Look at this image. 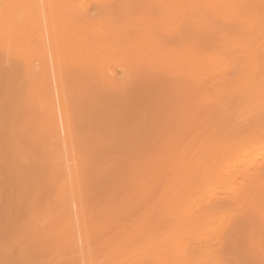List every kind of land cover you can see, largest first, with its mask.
<instances>
[{
	"label": "rangeland",
	"instance_id": "1",
	"mask_svg": "<svg viewBox=\"0 0 264 264\" xmlns=\"http://www.w3.org/2000/svg\"><path fill=\"white\" fill-rule=\"evenodd\" d=\"M7 1H4L5 4ZM259 1L237 0L234 3L235 10L242 18L256 22V26L251 28V24L244 23L241 26V23L237 21L220 17V13L211 9L207 0L196 3L195 8L190 12L181 10V7L185 5L181 6L170 0L163 5L159 0H153V2L152 0H125V2L124 0H71L73 5L65 10V14L74 20L76 29H82L77 31V37H83L86 40L84 47L87 50L84 49L88 54L86 53L84 59L63 57L59 66L63 76L72 81L71 85L64 79L65 85L70 83L65 88L72 99V107L76 108L74 112L76 115L72 114V134L78 170L84 183L82 192L91 239L89 249L92 250L91 258L96 264H192L193 262V264H264V204L257 205L254 211H250L251 199L248 198L246 202L247 199L241 190L234 191L235 194L231 192L233 191L231 187L236 186L240 179L247 186L253 188L254 185L252 197L264 192V153L260 154L264 150V100L247 105L244 98L241 100L243 92L240 89L237 92L230 91L228 88L226 91L224 89L225 92L215 90L217 83H225L240 73L244 61L246 63L243 56H249L251 53L253 60L254 53L256 55L259 52V56L256 55L258 61L259 58L264 60V19L261 17L264 13V0ZM13 2L17 7L23 6L25 13L28 12L24 5L25 0H19V2L12 0L11 3ZM260 3L263 6H258ZM0 4L2 7L5 5ZM259 7L263 10L260 11ZM259 12L261 21L255 17ZM252 14L255 16L253 17ZM182 20L190 21L188 23L191 25L184 22L188 26L185 24L183 26ZM180 29H184V35L181 34ZM183 36H185L184 39ZM120 42L159 45L162 54L187 58L189 61L221 63L224 62L223 59H229L225 62L229 65L230 73L228 72L224 77L218 76L220 79L216 78L212 82L200 81L204 82L200 86L198 79L186 77V73L182 74L180 70L161 68L158 71L155 68L154 71L146 67L144 69V66L140 65L142 67L140 71L137 69L140 68V66L137 67L139 64L124 62L113 57L123 51V46L118 48ZM225 50H228L230 57L229 55L226 57ZM262 59L258 62L255 58L253 62L260 64ZM40 60H44V55L36 44L29 46L13 40L5 42L0 38V264H17L20 260L31 261L32 264H76L73 259L75 252L71 248L72 236L67 222L69 213L61 211L63 207L61 194L63 187L59 179L61 176L51 162L54 150L50 137L52 123L47 124V122L51 121L52 112L49 105L50 95L46 92L49 86L44 79L45 75L38 70L45 68H37ZM108 62L111 63L108 64ZM259 66L257 72H259L258 69L263 71V62L262 67L259 68ZM123 69H129L130 75L127 76ZM78 70H81L80 73L85 70L86 72L83 73L85 75L82 74V76L79 73L78 76ZM69 75L71 78H68ZM90 75L94 77L91 78ZM180 77L184 79V83L180 82ZM96 78L100 81L98 82ZM190 78L192 81L187 82ZM78 79L79 82L81 80L79 84ZM177 82L179 85L176 84ZM37 85L40 89L36 88ZM112 85H116L117 88L111 87ZM187 85L189 87L183 88ZM176 86H182V88H176ZM194 87L196 89H193ZM73 88H76V91ZM173 89L178 90L176 92ZM188 91L192 96L188 94ZM229 91L231 95L239 92L236 95L240 97L236 98V95L231 97L229 94L230 98H228L229 96L226 95ZM222 92H224V98H222ZM85 93L88 96L86 98ZM120 93L125 94L120 96ZM117 94L119 95L116 96ZM215 96L216 99L213 98ZM89 97L95 101H88V99L92 100ZM220 98L226 100L225 103ZM235 102H240V105ZM27 103H30L31 107ZM42 103H46V107H42ZM235 105L241 107L236 108ZM250 106L251 108L258 106L260 109L257 107L256 110H250ZM85 108L87 110H84ZM233 108L236 110L232 111ZM173 110L178 111L175 114ZM77 112L83 113L85 117ZM228 113L232 115L227 117ZM246 114L253 115L247 117ZM167 116L170 117L168 120ZM251 120L254 122L250 123ZM235 121L241 123L237 125ZM224 122H226L225 125ZM232 122L235 125V132ZM244 126L247 127L242 128ZM212 135H216L217 138ZM231 136L238 137L234 139L235 141L232 138V142L240 143L243 146L242 149L245 148V151L251 153L250 158L247 157L248 161L247 158L243 160H246L249 166L245 162L246 166L238 163L234 168L237 172L231 171L232 175L227 181H231L230 183L235 181L233 186L207 163H202L200 166L196 164L198 160L206 158L205 156L211 151L207 146L211 145L214 137L217 144L220 141L227 143V138L230 139ZM228 141L230 143L226 145L231 144V141ZM225 142L222 144L224 145ZM215 146L211 145L213 149L216 148ZM143 158L141 163L144 161V164H140ZM161 158H163V164L169 158L168 164L167 162L164 165L160 164ZM148 159H153V162ZM145 160L150 161H147V164L152 163L151 166L158 169L156 171L159 172L158 175L153 172L155 169L152 167L153 170H151V166L148 168L147 164L148 172L144 167L142 168L145 166ZM175 160L178 165H181L177 166ZM186 161L196 164L192 165V168L196 169H190L191 166L186 168L184 165L191 164ZM254 164L256 166L258 164L257 167L261 166V168L257 169L255 166V169ZM187 169L190 174L186 173ZM54 173L58 176H53ZM185 179L187 181L191 179V181L185 183ZM181 180H184L183 184ZM171 184L176 189L168 188ZM228 184L231 186L228 187ZM165 191H169L168 195ZM163 195L167 197L163 198ZM161 197L163 200L160 199ZM158 201H162L161 206ZM157 208L160 209L156 210ZM155 210L157 214H153ZM185 210L190 213L193 211V219L199 220L204 216H210V219L202 222L193 221L194 227L196 225L199 228H195L199 231L198 233L203 231L201 238L190 229L186 219L182 220L186 218ZM180 211L183 213L181 214ZM230 221L233 222L230 223ZM218 223H220L219 226ZM142 224L145 226L139 228ZM213 226L216 228L213 229ZM213 230L215 231L212 234L215 232L216 234L210 235L209 231ZM205 231L209 232L210 236L204 233ZM127 235L130 236L128 239H126ZM205 235L208 236L205 237ZM202 238H205V241ZM176 243L177 245H174ZM204 247L210 252L208 253ZM108 253L114 254L108 256Z\"/></svg>",
	"mask_w": 264,
	"mask_h": 264
},
{
	"label": "bare ground",
	"instance_id": "2",
	"mask_svg": "<svg viewBox=\"0 0 264 264\" xmlns=\"http://www.w3.org/2000/svg\"><path fill=\"white\" fill-rule=\"evenodd\" d=\"M4 1H7V0H4ZM3 0H0V3H2L3 5L5 4V2H4ZM11 1L12 0H8L7 1V3L5 4V5H11V7H2L1 6V4H0V38H2V40L3 41H10V40H13V41H15V42H21V43H24V44H28L29 46H31L33 43L34 44H36V46H37V48H39L40 50H41V53L44 55V60H40V62L38 63V64H40L39 66L37 65V68H42V67H44L45 69H38V70H40L41 71V74H44L45 75V81L48 83L47 84V86H49V87H47V90H46V92H48V94L50 95V100H49V102H50V109H51V112H52V114H51V116H50V122H47V124L49 123H52V124H50L51 125V133H50V137L52 138V143H53V146H54V150H53V155H52V160H51V162H52V165H53V168L57 171V172H59V174H60V176H61V178L59 177V179H61L60 181H61V185H62V190H61V194H62V200H63V203H62V205H63V207L61 208V211L62 212H64V211H67L69 214H67L68 215V218H67V222H68V225H69V232H70V235L72 236V241H71V248L74 250V255H73V259L76 261V264H96L95 263V261L91 258V252H92V250L91 249H89V245H90V241H91V239H90V237H89V232L90 231H88V224H87V217H86V213H85V208H84V196H83V192H82V187H83V181L81 180V176H80V173H79V170H78V165H77V157H76V154H75V144H74V140H73V134H72V114L74 113V112H76V108L74 109L73 107H72V105H71V101H72V99H70V95H68L67 94V92H66V85L67 86H69L68 84H70L71 83V85H72V81L70 82V80L69 79H66V77H64L63 76V72H62V70L60 69V61H61V59L63 58V57H65V58H69V57H73V59H84L85 57H86V55L88 54V52H86L85 51V49L84 48H86V47H84V44H85V42H86V40L82 37V38H78L77 37V31H81L82 29L81 28H79V29H76V23L74 22V20L71 18V17H69V16H67L66 14H65V10L67 9V8H69V7H71L70 5H73V2H71V0H25V2H24V5H26V8L28 9V12H24L23 11V6L22 7H17V5L16 4H14V2L13 3H11ZM16 2H19V0L17 1V0H15ZM160 2H161V4L163 5L164 4V2H166L167 0H159ZM170 1H173V2H175V3H177V4H179V5H185V6H182L181 7V10L182 11H188V12H190V11H193V9L195 8V5H196V3H198V2H201V1H205V0H170ZM208 2H209V6H211V9H213V10H215V11H218V13H220V17H223V18H228V19H231V20H233V21H237V22H239V23H241V26H242V24H244V23H248V24H251L252 25V27L251 28H253V27H255L256 26V22H253V20H252V22H250V21H248V20H245L244 18H242L238 13H237V11L235 10V8H234V3L235 2H237V0H207ZM253 1V0H252ZM259 1V0H258ZM22 2V1H21ZM124 2H125V0H124ZM152 2H153V0H152ZM260 2V1H259ZM23 3V2H22ZM253 3V2H252ZM81 4H83V3H81ZM84 4H86L85 2H84ZM83 4V5H84ZM134 5V4H133ZM258 5V4H257ZM20 6V5H19ZM87 6V5H86ZM138 6V5H137ZM258 6H263V4L262 3H260ZM257 6V7H258ZM81 7H84V6H82L81 5ZM114 7V6H113ZM119 7H120V5H119ZM133 7V6H132ZM86 8V7H85ZM84 8V9H85ZM122 8V7H121ZM254 8H256V6L254 7ZM263 8V7H262ZM115 9V8H114ZM258 9V8H257ZM259 9H260V7H259ZM261 10H263V9H260V11ZM131 11V10H130ZM200 11V10H199ZM253 11H254V9H253ZM255 11H257L258 12V10H256L255 9ZM131 13V12H130ZM210 13V12H209ZM251 13H253V12H251ZM128 14H129V12H128ZM195 14V13H194ZM254 14H255V12H254ZM254 14H252V16L254 17L255 15ZM259 14H260V12L259 13H257L256 14V16L255 17H258L259 19L258 20H260L261 19V17H263V19H264V13L262 14L263 16H259ZM209 15V14H208ZM208 15H207V17H208ZM74 16V15H73ZM79 16V15H78ZM115 16V15H114ZM153 16V15H152ZM75 17V16H74ZM76 17H77V15H76ZM147 17V16H146ZM206 17V18H207ZM149 18V17H148ZM78 19H79V17H78ZM220 19V18H219ZM147 20V19H146ZM145 20V21H146ZM257 20V21H258ZM183 21V20H182ZM204 21V20H203ZM261 21V20H260ZM124 22V21H123ZM141 22V21H140ZM184 22H186V20L185 21H183V26H185L186 24L184 23ZM188 22H190V21H187L186 23H188ZM114 23V22H113ZM118 23H119V21H118ZM121 23V22H120ZM209 23V22H208ZM114 24H116V23H114ZM129 24H131V23H129ZM132 24H134V23H132ZM145 24V23H144ZM181 24H182V22H181ZM185 24V25H184ZM191 25V23H188V25ZM210 24V23H209ZM139 25V24H138ZM137 25V26H138ZM188 25H186V26H188ZM207 25V24H206ZM213 25V24H212ZM193 26H195V25H193ZM98 27V26H97ZM101 27V26H100ZM99 27V28H100ZM103 27V26H102ZM98 28V29H99ZM188 28V27H187ZM201 28V27H200ZM104 29V28H103ZM102 29V30H103ZM185 29V28H184ZM184 29L182 30V29H180V32H181V34L182 35H184ZM100 30V29H99ZM207 30V29H206ZM252 30V29H251ZM104 31V30H103ZM135 31V30H134ZM186 31V30H185ZM204 31H205V28H204ZM127 32H129V31H127ZM133 32V31H132ZM201 33V32H200ZM233 34V33H232ZM181 35V36H182ZM231 35V34H230ZM234 35H236V34H234ZM234 35H232L233 37H234ZM215 36V35H214ZM219 36V35H218ZM184 37L185 36H183V39H184ZM235 37H238V36H235ZM137 38V37H136ZM239 38V37H238ZM217 39H219V38H217ZM240 39V38H239ZM142 40V39H141ZM182 40V39H181ZM205 40V39H204ZM235 40V39H234ZM238 40V39H237ZM237 40H235V41H237ZM27 41V42H26ZM184 41V40H183ZM231 41V40H230ZM26 42V43H25ZM92 42V41H91ZM179 42H181V41H179ZM248 42V41H247ZM121 46H123L122 47V49H123V51L119 54H117V55H114L113 57L114 58H118L119 60H121V61H130V62H134V63H137V64H139V65H137V67L138 66H140V65H143L144 66V69H145V67H146V69L147 68H149V70L150 69H155V68H157L158 69V71H160V69L161 68H164V69H172V70H180L181 72H182V74L185 72L186 73V77L187 76H189V77H192V78H195V79H198V82H199V84L201 83L200 81H207V82H212V81H214V80H216V78H218V76H221V77H224V76H226L227 74H228V72H229V65H228V63H226L225 61H227V60H229V59H223L224 60V62H221V63H217V62H208V61H203V62H201V61H189V60H187V58H181V57H178V56H174V55H165V54H162L161 52H160V46L159 45H155V44H151V43H149V44H124L123 42H120V45H118V48H121ZM228 47V46H227ZM236 48V47H235ZM244 48V47H243ZM193 49V48H192ZM240 49V48H239ZM86 50H87V48H86ZM257 50V49H256ZM193 51V50H192ZM192 51H190V52H192ZM227 53H226V57H227V55H229L228 57H230V53L228 54V50H225ZM237 51H239V50H237ZM241 51V50H240ZM239 51V52H240ZM243 51H245V50H243ZM242 51V52H243ZM241 52V53H242ZM252 52V51H251ZM87 53V54H86ZM194 53V52H193ZM257 53V52H256ZM188 54V53H187ZM195 54V53H194ZM258 54V56H259V52L257 53ZM256 54V55H257ZM256 55H255V53H254V59L256 58V60L258 61V56L256 57ZM109 56V55H108ZM238 56V55H237ZM194 57H195V55H194ZM225 57V58H226ZM234 57H235V54H234ZM238 57H241V56H238ZM237 57V58H238ZM243 58L246 60V63H245V61H244V65H242L243 67L241 68V71H239L240 73H237V75L235 76V77H233V78H231L230 80H228V81H226L225 83L223 82V83H217L216 85H215V83H214V85L216 86L215 87V90H218V92L220 91H224V89H225V91H226V89L228 88V90L230 89V91L232 90L233 92H237V91H239V89H240V91L242 90V92H240V94H241V100H243V98H244V100L246 101V103H247V105H250V104H255V103H258V102H261L262 100H264V67H262L261 66V63L263 62V66H264V60L262 59V58H259V61L258 62H260V60L262 59L263 61L260 63V64H255V61L253 62V60H252V56H251V53H250V55L249 56H243ZM87 59H88V57H87ZM203 60V59H202ZM236 60V59H235ZM80 61V60H79ZM85 61V60H84ZM107 61V60H106ZM105 61V62H106ZM238 61H241V60H238ZM242 61V62H243ZM62 62V61H61ZM78 62V61H77ZM228 62V61H227ZM234 62V61H233ZM80 63V62H79ZM111 62H108V64H110ZM104 64H106V63H104ZM86 65H88V64H86ZM258 65H260L259 66V68L260 67H262L263 69V71H260V69H258L259 70V72H261V73H259V72H257V68H258ZM93 66V65H92ZM81 68H82V66H80ZM231 67H236V66H231ZM85 69V68H84ZM137 69H142V67L140 66V68H137ZM156 69V70H157ZM237 69H239V68H237ZM236 69V70H237ZM87 70H89L88 68H87ZM122 70V69H121ZM121 70H119V71H121ZM124 70V73L128 76V75H130V74H128V72H129V69H123ZM232 70V69H231ZM235 70V69H234ZM81 71V70H80ZM80 71L78 70V73H77V75L79 76V73H80ZM83 72L82 73H80L81 75L84 73V71L85 70H82ZM90 71V70H89ZM136 71V70H135ZM138 71V70H137ZM136 71V72H137ZM141 71V70H140ZM152 71V70H151ZM155 71V70H154ZM70 72V71H69ZM68 72V73H69ZM86 72V71H85ZM88 72V71H87ZM122 72V71H121ZM232 72H233V70H232ZM72 73V72H71ZM73 73H75V71L73 72ZM91 73H93L92 71H91ZM110 73V72H109ZM139 73V72H138ZM137 73V74H138ZM142 74H143V72H141ZM230 73V72H229ZM258 73V74H257ZM70 74V73H69ZM88 74V73H87ZM95 74V73H94ZM122 74H123V72H122ZM140 74V73H139ZM139 74H138V79L140 78L139 77ZM181 74V75H182ZM72 75V77H73V74H71ZM76 75V76H77ZM83 75H85V74H83ZM82 75V76H83ZM96 76H97V74H95ZM124 75V74H123ZM122 75V76H123ZM66 76V75H65ZM70 76V75H69ZM75 75H74V77H76ZM78 76H77V78H78ZM81 76V77H82ZM88 76V75H87ZM114 76V75H113ZM112 76V77H113ZM141 76V75H140ZM86 77V76H85ZM90 77L91 78H93L91 75H90ZM99 77H100V75L97 77L98 79H99ZM117 77V76H116ZM179 77V76H178ZM182 77V76H181ZM179 78L180 79V82H183L184 81V79L182 80V78ZM232 77V76H231ZM38 78V77H37ZM37 78L35 79V80H37ZM68 78H71V76L70 77H68ZM77 78H76V80H77ZM80 78V77H79ZM91 78H89V80L91 79ZM96 78V80L99 82L100 80H98ZM122 78V77H121ZM124 78V77H123ZM134 78V77H133ZM136 79H137V77H135ZM64 79H65V81L67 82V81H69L70 83H67L66 85H65V82H64ZM84 79V78H83ZM177 79V78H176ZM176 79H173V80H176ZM218 79H220V77L218 78ZM173 80H171L173 83H174V81ZM182 80V81H181ZM191 80V78L190 79H188V81L187 82H189ZM84 81V80H83ZM82 81V82H83ZM177 81V80H176ZM192 81V80H191ZM194 81V80H193ZM196 81V80H195ZM45 82V83H46ZM78 84L81 82V80H80V82H79V79H78ZM170 82V81H169ZM206 82V83H207ZM88 83H89V81H88ZM95 83V82H94ZM97 83V82H96ZM184 83V82H183ZM204 83V82H203ZM203 83H201V85L200 86H202L203 85ZM205 83V84H206ZM116 84V83H115ZM170 84H172V83H170ZM170 84H168V85H170ZM177 85H179L178 84V82L176 83ZM187 84H189V83H187ZM196 86L198 85V84H196V83H194ZM213 84V83H212ZM46 85V84H45ZM45 85H44V87H45ZM85 85H86V83H85ZM94 84L92 83V86H93ZM173 85V84H172ZM175 85V84H174ZM180 85H182V83L180 84ZM38 86V85H37ZM42 86V85H41ZM83 86V85H82ZM90 86V85H89ZM130 86V85H129ZM199 86V85H198ZM210 86V85H209ZM212 86V85H211ZM74 87H75V84H74ZM79 87V86H78ZM111 87H114V88H117V86L116 85H112ZM174 87V86H173ZM179 86H176V88H178ZM181 88H182V86H180ZM179 87V88H180ZM185 87H189V85H187V86H183V88H185ZM191 87V86H190ZM36 88H39V86L38 87H36ZM71 88H72V86H71ZM80 88V87H79ZM89 89H91L90 87H88ZM176 88H174V89H176ZM40 89V88H39ZM69 89H70V87H69ZM74 89V88H73ZM72 89V90H73ZM76 89V88H75ZM74 89V90H75ZM121 89V88H120ZM127 89V88H126ZM172 89V88H171ZM173 89V91H176L177 92V90H174ZM193 89H196L195 87L193 88ZM220 89V90H219ZM73 90V92H75ZM180 90V89H179ZM38 91V90H37ZM83 91H85V90H83ZM121 91V90H120ZM124 91V90H123ZM224 91V92H225ZM228 92V94L226 95L227 97L229 96V94L231 93V92ZM70 92V91H69ZM125 92H126V90H125ZM175 92V93H176ZM182 92V91H181ZM184 92V91H183ZM216 92V91H215ZM224 92H222V95H223V93ZM88 93H90V92H88ZM174 93V94H175ZM191 93V92H190ZM189 93V91H188V94H190ZM121 95L120 96H123L122 95V93H120ZM237 94V93H236ZM235 93H232V95H236ZM238 94H239V92H238ZM237 94V95H238ZM74 95H75V93H74ZM94 95V94H93ZM114 95H115V93H114ZM119 94H117L116 96H118ZM187 95V94H186ZM191 95V94H190ZM220 95V94H219ZM231 95V94H230ZM232 95H231V97H232ZM237 95L235 96L236 98H238V97H240V95L237 97ZM31 96V95H30ZM73 96V95H72ZM90 96V95H89ZM174 96V95H173ZM192 96V95H191ZM221 96V95H220ZM224 96L225 95H223V97L222 98H224ZM38 97V96H37ZM43 97V96H42ZM84 97V96H83ZM86 97H88V96H86V93H85V98ZM93 97H96V96H93ZM38 98H41L40 96L38 97ZM37 98V99H38ZM45 98V97H44ZM81 98H82V95H81ZM90 98V97H89ZM168 98V97H167ZM213 98H215L216 99V96L215 97H213ZM222 98H220V100H222ZM228 98H230V96L228 97ZM28 99V98H27ZM31 100H32V98H30ZM45 99H47V98H45ZM83 99V98H82ZM90 99H92V98H90ZM143 99V98H142ZM226 99V98H225ZM234 100H235V98H234ZM237 100H239V99H237ZM30 101V100H29ZM74 101L75 102H77L75 99H74ZM86 101V100H85ZM88 101H95V99H92V100H89L88 99ZM208 101H210V100H208ZM219 101V100H218ZM222 101H224V99L222 100ZM226 101V100H225ZM225 101H224V103H225ZM233 101V100H232ZM236 101V100H235ZM240 101V100H239ZM92 102V103H93ZM227 102L229 103V100L227 99ZM226 102V103H227ZM237 102V101H236ZM235 102V103H236ZM243 101H241V103H242ZM172 103H173V101H172ZM217 103V102H216ZM234 103V104H235ZM240 102H238V103H236V104H239ZM244 103V102H243ZM28 104H30V103H27V105ZM31 104H32V102H31ZM31 104L30 105H28V106H30L31 107ZM75 104H77V103H75ZM205 104V103H204ZM3 105H5V104H3ZM2 105V106H3ZM206 105V104H205ZM221 105H222V103H221ZM230 105V104H229ZM240 105V104H239ZM258 105V104H257ZM42 107H46V103H42V105H41ZM87 106V105H86ZM103 106V105H102ZM153 106V105H152ZM173 106V105H172ZM199 106V105H198ZM197 106V107H198ZM209 106V105H208ZM236 106V105H235ZM234 106V107H235ZM238 106V105H237ZM236 106V108H239V107H241V106H239V107H237ZM77 107H78V104H77ZM207 107V106H206ZM222 107V106H221ZM224 107V106H223ZM222 107V108H223ZM254 107V106H253ZM251 108V106H250V110H256L257 109V107L255 106V108ZM36 108V107H35ZM34 108V109H35ZM142 108V107H141ZM172 108V107H171ZM227 108V107H226ZM243 108H244V106H243ZM202 109V108H201ZM258 109H260L259 107H258ZM261 109H262V106H261ZM264 109V108H263ZM263 109H262V111H263ZM28 110H29V108H28ZM37 110V109H36ZM47 110H49V109H47ZM75 110V111H74ZM78 110V109H77ZM84 110H87V108H85ZM84 110H82V112H85ZM167 110V109H166ZM235 111L236 109H232V111ZM240 110H242V109H240ZM31 111V110H30ZM168 111H169V108H168ZM168 111H167V113H168ZM178 111V110H177ZM176 111V112H177ZM231 111V110H230ZM230 111H229V113H230ZM239 111V110H238ZM243 111V110H242ZM245 111V110H244ZM262 111H261V113H262ZM19 112V111H18ZM40 112V111H39ZM38 112V113H39ZM172 112H174V110L172 111ZM176 112H174L175 114H176ZM187 112V111H186ZM77 113H79V112H77ZM173 113V114H174ZM228 113V116L227 117H229V115H232V114H229ZM233 114H234V112H232ZM255 113H257V112H255ZM75 114V113H74ZM82 117H85L84 115H83V113L81 114V113H79ZM175 114H174V117H175ZM182 114V113H181ZM194 114V113H193ZM76 115V114H75ZM75 115H74V117H75ZM240 115V114H239ZM238 115V116H239ZM252 115L253 114H251V116L250 117H252ZM263 115V114H262ZM46 116H48V114L46 115ZM45 116V117H46ZM154 116V115H153ZM168 116H169V114H168ZM167 116V120H168V118H170V117H168ZM246 116H247V114H246ZM249 116H247V117H249ZM259 116V115H258ZM258 116L256 117V118H258ZM44 117V118H45ZM171 117L172 118H174L173 117V115H171ZM259 117H261V115L259 116ZM47 118V117H46ZM45 118V120H47V119H49V117L46 119ZM180 118V117H179ZM205 118V117H204ZM244 118V117H243ZM181 119V118H180ZM251 119V118H250ZM191 119H189V121H190ZM198 120V119H197ZM243 120V119H242ZM246 120V119H245ZM244 120V121H245ZM255 120V119H254ZM47 121H49V120H47ZM196 121V120H195ZM236 121H238V120H236ZM235 121V122H236ZM257 121V120H256ZM172 122H173V120H172ZM197 122V121H196ZM252 122V120L250 121V123ZM254 122V121H253ZM252 122V123H253ZM46 123V122H45ZM225 123L226 122H224V125H225ZM236 123H238L237 125H239L240 123L239 122H236ZM235 123V124H236ZM248 123V122H247ZM46 124V125H47ZM195 124V123H194ZM209 124V123H208ZM232 124H233V122H232ZM242 124H243V121H242ZM45 125V124H44ZM45 125V126H46ZM244 125H246V124H244ZM252 125V124H251ZM250 125V126H251ZM242 126V125H241ZM228 127H229V125H228ZM228 127H227V129H228ZM234 127H235V125L233 124V129H234ZM245 127H247V126H244V127H242V128H245ZM46 128H49V127H46ZM198 128V127H197ZM217 128V127H216ZM222 128V127H221ZM224 128V127H223ZM222 128V129H223ZM232 128V127H231ZM239 128V127H238ZM237 128V129H238ZM232 129V130H233ZM46 130V129H45ZM139 130V129H138ZM199 130V129H198ZM239 130H241V128H239ZM220 131H222V130H220ZM234 132H235V129L233 130ZM45 132V131H44ZM43 132V133H44ZM48 132V131H47ZM226 132V131H225ZM225 132H224V134H225ZM230 133H232V132H230ZM171 134V133H170ZM191 134V133H190ZM189 134V135H190ZM198 134V133H197ZM197 134H195V135H197ZM218 134H219V132H218ZM47 135V134H46ZM172 135V134H171ZM193 135V134H192ZM217 135V134H216ZM216 135H212V136H216ZM222 135H223V133H222ZM170 136V135H169ZM208 137H210V136H208ZM221 137H223V136H221ZM188 138H189V136H188ZM216 138H217V136H216ZM233 138V140L235 139H237L238 137H232L231 136V138L229 139V137L227 138V143L229 144L230 142L228 141V140H230L231 141V144L230 145H226L227 143L225 142V141H223V142H219L218 140H217V142H219V143H217V144H219V145H217V144H215L216 143V139H215V137H214V139H213V142H214V144H213V142L211 143V145H212V147L213 146H215V145H217V146H215L214 148L215 149H213L212 147H211V145H210V143H209V145L210 146H207V145H205V146H207V147H210V149H211V151H209V155L207 154V156H205L206 158H204V159H200V160H198L197 161V163L196 164H199L198 166H200V164H202V163H207L208 164V166L210 165V167H212V169L214 168V169H216L217 170V174L219 173V174H221L222 176H224V178L226 179V181H227V179H228V177H231V171L232 170H234V168H236V164H238V163H242V165H245L244 164V162L246 161H243L244 159H246L247 157L248 158H250L249 157V155L251 154V153H249L250 151H245V148L244 149H242L241 147H243L240 143H235L234 141V143L232 142V139ZM46 139V138H45ZM151 139V138H150ZM222 139V138H221ZM10 140V139H9ZM209 140V139H208ZM224 140H226L225 138H224ZM44 141V140H43ZM238 141V140H237ZM207 142V141H206ZM225 142V144L223 145L222 143H224ZM21 144V143H20ZM184 144V143H183ZM181 146V145H180ZM203 147V146H202ZM259 147V146H258ZM204 148H206V147H204ZM261 148V147H260ZM202 149V148H201ZM213 149V150H212ZM203 150V149H202ZM254 150V149H253ZM257 150H259V149H257ZM158 151V150H157ZM156 151V152H157ZM171 151H174V150H171ZM170 151V152H171ZM177 151V150H176ZM245 151V152H244ZM252 151V150H251ZM137 152V151H136ZM169 152V153H170ZM185 152V151H184ZM191 152V151H190ZM199 152V151H198ZM258 152H260V151H258ZM173 153V152H172ZM172 153H171V155H172ZM186 153V152H185ZM200 153H202V152H200ZM199 153V154H200ZM204 153H206V152H204ZM203 153V154H204ZM261 153H264V150H262L261 152H260V154ZM51 154V153H50ZM198 154V153H197ZM121 155V154H120ZM175 155V154H174ZM201 155V154H200ZM187 156V155H186ZM189 156H190V154H189ZM195 156V155H194ZM263 156V155H262ZM146 158H147V156H145ZM144 157V158H145ZM149 157V156H148ZM172 157V156H171ZM196 157V156H195ZM144 158L143 159H141L140 160V164H142L141 163V161L142 160H144ZM150 158H152V157H150ZM156 158V157H155ZM154 158V159H155ZM166 158H167V156H166ZM170 158V157H169ZM168 158V159H169ZM190 158V157H189ZM248 158H247V161H248ZM262 158V157H261ZM139 159V158H138ZM156 159H158V158H156ZM163 158H161V162H160V164L162 163V160ZM168 159H166L165 161L167 162L168 161ZM176 159V158H175ZM177 159H179V158H177ZM192 159H193V157H192ZM148 160H151V159H148ZM147 160V161H148ZM153 160V159H152ZM151 160V162H153ZM180 160V159H179ZM252 160V159H251ZM146 161V160H145ZM147 161L145 162V166H142V165H140L139 164V166H142V168L144 167L145 169H146V164H147ZM181 161V160H180ZM179 161V162H180ZM196 161V160H195ZM250 161V160H249ZM148 162H150V161H148ZM156 163H158V161H155ZM154 162V163H155ZM164 162V161H163ZM165 162V163H166ZM187 162V161H186ZM164 163V164H165ZM175 163H176V160H175ZM174 163V164H175ZM187 163H189V162H187ZM191 163V162H190ZM189 163V164H190ZM246 163V162H245ZM254 163V162H253ZM252 163V164H253ZM256 163V162H255ZM144 164V163H143ZM163 164V163H162ZM163 164V165H164ZM166 164H168V162L166 163ZM169 164H170V162H169ZM173 164V163H172ZM177 164V163H176ZM196 164H193V163H191L190 165H188V164H186V165H184L185 167L186 166H191L190 167V169H196V168H192V165H196ZM248 163H246V165H247ZM148 165V168H149V166H151L152 165V163H151V165H150V163H148L147 164ZM179 165H181V164H179ZM178 164H177V166H179ZM245 165V166H246ZM260 165V164H259ZM156 166H158V165H156ZM175 165H173V167H174ZM204 166H205V164L203 165V168H204ZM248 166H249V164H248ZM254 167L256 166V164H254L253 165ZM257 166H258V164H257ZM256 166V167H257ZM153 166H151L150 167V169L152 168ZM161 167H162V165H161ZM251 167V166H250ZM256 167H255V169H256ZM263 167V166H262ZM155 170L153 171V172H156L157 170H156V168L155 167H153ZM153 168L151 169V170H153ZM158 168V167H157ZM166 168H167V166H166ZM187 168V167H186ZM208 168V167H207ZM252 168V167H251ZM260 168H261V166H260ZM259 167H257V169H260ZM135 169H136V167H135ZM139 169V171H140V168H138ZM137 169V170H138ZM172 167H171V171H172ZM243 170H245L244 168H242ZM253 169V168H252ZM83 170V169H82ZM144 170V169H143ZM181 170V169H180ZM188 171L186 172L185 170V172L186 173H188L189 172V169H187ZM203 170V169H202ZM238 170H239V168H238ZM139 171H138V173H139ZM146 171H147V169H146ZM150 171V170H149ZM159 171H160V169H159ZM162 171H163V167H162ZM167 171V170H166ZM165 171V172H166ZM184 171H182V172H184ZM191 171H193V170H191ZM235 171V170H234ZM247 172H248V169L246 170ZM252 171V170H251ZM264 171V170H263ZM148 172V171H147ZM161 172V171H160ZM184 172V174H186ZM195 172V171H194ZM235 172H237V171H235ZM253 172H254V170H253ZM143 173V172H142ZM141 173V174H142ZM146 173V172H145ZM144 173V174H145ZM169 173V172H168ZM168 173H166V174H168ZM181 173V172H180ZM192 173V172H191ZM83 174V173H82ZM140 174V173H139ZM155 174V173H154ZM153 174V175H154ZM156 174L158 175L159 174V172L157 173L156 172ZM155 174V176L157 177V175ZM161 174V173H160ZM177 174V173H176ZM188 174H190V172L188 173ZM233 174H234V172H233ZM57 174L56 173H54V175L53 176H56ZM172 175V174H171ZM192 175H193V173H192ZM220 175V176H221ZM239 175V174H238ZM58 176V175H57ZM140 177H141V175H139ZM180 175H178V177H179ZM209 176V175H208ZM221 176V177H222ZM241 176V175H240ZM240 176H237V177H240ZM142 177H143V175H142ZM152 177V176H151ZM156 177H155V179H156ZM177 177V176H176ZM175 177V178H176ZM181 177V176H180ZM184 177H186V176H184ZM183 177V178H184ZM189 178H191L192 176H188ZM237 177H235V178H237ZM158 178V177H157ZM168 178V177H167ZM174 178V180L175 181H177L176 179ZM220 178V177H219ZM260 179H261V177H259ZM52 179H53V177H52ZM180 179V178H179ZM182 179V178H181ZM239 179V178H238ZM259 179V180H260ZM174 180H172L173 182H174ZM219 180H221V179H219ZM235 180V179H234ZM179 181V180H178ZM182 181V184H183V182H184V180H181ZM180 181V182H181ZM188 181H191V179L190 180H188ZM187 181V179H185V183H187L188 182ZM222 181V180H221ZM225 181V180H224ZM238 181V180H237ZM172 182V183H173ZM228 183H230L231 181H227ZM233 182V181H232ZM175 183V182H174ZM224 183H226V182H224ZM233 183H235V181L233 182ZM233 183H230L232 186L234 185ZM238 184L235 186H233V188L231 187V189H233V191H231V192H233L234 194H235V192L234 191H243L244 192V195H245V197H246V202H248V198H250L251 199V208H250V211H254L256 208H257V205H262V204H264V192H262V193H259V194H256V195H253V197H252V191H253V189L255 188L254 187V185H253V188H252V186H247L246 185V183L243 181V180H239L238 182H237ZM121 184V183H120ZM178 185H179V183H177ZM223 184V183H222ZM227 184V183H226ZM226 184H224V186L226 185ZM230 184H228V187H229V185ZM180 185H181V183H180ZM230 185V186H231ZM133 186V185H132ZM173 186V184H171V186H168V188L170 187V188H172V189H176V187L174 186V187H172ZM183 187V186H182ZM211 187V186H210ZM249 187H251L252 188V190H251V188H249ZM208 188V187H207ZM211 188H214V187H211ZM103 189H104V187H103ZM257 189V188H256ZM255 189V190H256ZM51 190V189H50ZM157 190V189H156ZM167 190H169V189H167ZM171 190V189H170ZM178 190V189H177ZM209 190V189H208ZM258 190H260V189H258ZM172 191V190H171ZM179 191H180V189H179ZM207 191V190H206ZM169 193V191H165V193L168 195V193ZM175 192V191H174ZM212 192V191H211ZM230 192V193H231ZM256 192H259V191H256ZM131 193V192H130ZM154 193V192H153ZM202 193V192H201ZM254 193V192H253ZM175 194V193H174ZM174 194L172 195V196H174ZM200 194V193H199ZM232 194V193H231ZM240 194V193H239ZM43 195V194H42ZM167 195H163V198L166 196L167 197ZM175 195H177V194H175ZM195 194H193V196H194ZM201 195V194H200ZM214 195V194H213ZM228 195V194H227ZM170 196V195H169ZM199 196V195H198ZM202 196V195H201ZM230 196V195H229ZM44 197V196H43ZM118 197V196H117ZM129 197V196H128ZM171 197V196H170ZM170 197H169V199H170ZM207 197H208V195H207ZM200 198V197H199ZM150 199V198H149ZM161 200H163L162 199V197L160 198ZM160 199H158V200H160ZM166 199V198H165ZM168 199V200H169ZM190 199V198H189ZM196 199V198H195ZM206 199V198H205ZM213 199V198H212ZM46 200V199H45ZM188 200V199H187ZM199 200V199H198ZM38 201V200H37ZM61 201V200H60ZM173 201V200H172ZM171 201V202H172ZM205 201V200H204ZM159 203V205H160V202H162V201H158ZM165 203H167L166 202V200H165ZM187 203V202H186ZM185 203V204H186ZM192 203V202H191ZM190 203V204H191ZM199 203V202H198ZM210 203V202H209ZM162 204H164V203H162ZM216 204V203H215ZM167 205V204H166ZM197 205V204H196ZM35 206V205H34ZM161 206V205H160ZM165 206V205H164ZM90 207V206H89ZM157 207V204H156V206H155V208ZM188 207H189V205H188ZM249 207V206H248ZM180 208V207H179ZM186 208V207H185ZM184 208V209H185ZM191 208H192V205H191ZM190 208V209H191ZM152 209V208H151ZM154 209V208H153ZM160 208H157L156 210H159ZM12 210V209H11ZM139 210V209H138ZM155 210V212L153 213V214H157V211ZM162 210V209H161ZM192 210V209H191ZM151 211V210H150ZM153 211V210H152ZM186 211V210H185ZM184 211V212H185ZM188 211V210H187ZM186 211V213H185V217L186 218H182V220L183 219H186V222L189 224V226L191 227L190 229L192 230V231H195V233L196 234H198L197 236H202V234H203V231H202V233L200 232V233H198L199 231L198 230H196V229H199V228H197L196 227V225H195V227H194V222L193 221H203V220H207V219H210V216H204L203 218H199V220H198V218H196V219H193V215H192V212L193 211H191V213L188 211L187 212ZM181 212V211H180ZM152 213V212H151ZM183 213V211L181 212V214ZM243 213H244V211H243ZM246 213V212H245ZM247 213H249V212H247ZM152 214V215H153ZM177 215H178V213H177ZM148 216V215H147ZM149 216H151L150 214H149ZM154 216V215H153ZM223 216V215H222ZM129 217V216H128ZM182 217V216H181ZM191 217H192V219H191ZM225 217V216H224ZM254 217H256V216H254ZM147 218V217H146ZM151 218H152V216H151ZM219 218V217H218ZM217 218V219H218ZM223 218V217H222ZM226 218V217H225ZM179 219H180V217H179ZM228 219V218H227ZM230 219V218H229ZM107 220V219H106ZM148 220V219H147ZM147 220H145V221H147ZM253 220V219H252ZM89 221V220H88ZM181 221V220H180ZM185 221V220H184ZM214 221H216V220H214ZM218 221V220H217ZM216 221V222H217ZM226 221V220H225ZM244 221V220H243ZM175 222H177V221H175ZM221 222V221H220ZM223 222V221H222ZM231 222H233V221H230V223ZM122 223V222H121ZM148 223V222H147ZM146 223V224H147ZM213 223V222H212ZM211 223V224H212ZM229 223V224H230ZM246 223V222H245ZM180 224V223H179ZM184 224V223H183ZM197 224V223H196ZM209 224V223H208ZM219 224L220 223H218V226H219ZM237 224V223H236ZM200 225V224H199ZM201 225H203V224H201ZM214 225V224H213ZM143 226H145L144 224H142L141 225V227L139 226V228H142ZM205 226H207V225H205ZM224 226V225H223ZM230 226V225H229ZM239 226H241V225H239ZM137 227V226H136ZM208 227V226H207ZM206 227V228H207ZM225 227V226H224ZM138 228V229H139ZM188 228V227H187ZM196 228V229H195ZM216 227H214L213 226V229H215ZM218 228V227H217ZM233 228V227H232ZM132 230V229H131ZM176 230V229H175ZM180 230V229H179ZM182 230V229H181ZM212 230V229H211ZM134 231V230H133ZM142 231V230H141ZM174 231V230H173ZM183 231V230H182ZM188 231V230H187ZM214 231L215 230H213V231H209V232H211V233H209L210 235L212 234V232L214 233ZM131 232V231H130ZM130 232H128V233H130ZM165 232V231H164ZM221 232H222V229H221ZM132 233V232H131ZM195 233H193V234H195ZM204 233H207L206 231L204 232ZM207 233V234H208ZM104 234V233H103ZM108 234V233H107ZM164 234V233H163ZM208 234V235H209ZM215 234H216V232H215ZM215 234H212V235H215ZM221 234H223V233H221ZM165 235V234H164ZM207 235V236H208ZM209 235V236H210ZM225 235V234H224ZM105 236V235H104ZM137 236V235H136ZM206 235H205V237H207ZM128 237H130L129 235H127V238L126 239H128ZM203 237H204V235H203ZM219 237L221 238L222 236H220V234H219ZM223 237H225V236H223ZM230 237V236H229ZM242 237V236H241ZM201 238V237H200ZM125 239V240H126ZM202 239H204L203 241H205V238H202ZM125 240L123 241L124 243H125ZM207 240V239H206ZM210 241V240H209ZM219 241V240H218ZM132 242V241H131ZM177 242V241H176ZM179 242V241H178ZM246 242V241H245ZM180 243V242H179ZM203 243V242H202ZM201 244V243H200ZM118 245V244H117ZM122 245V244H121ZM174 245H177V243L176 244H174ZM179 245V244H178ZM194 245V244H193ZM203 245V244H202ZM205 246V245H204ZM216 246V245H215ZM163 247V246H162ZM172 247V246H171ZM179 247V246H178ZM180 247H181V245H180ZM124 248V247H123ZM167 248V247H166ZM205 248V247H204ZM213 248V247H212ZM176 249H178V248H176ZM186 249V248H185ZM201 249V248H200ZM206 249V248H205ZM210 249V248H209ZM154 250V249H153ZM229 250V249H228ZM76 251H77V253H76ZM206 251H207V249H206ZM198 252V251H197ZM208 253L210 252V250H208L207 251ZM174 253V252H173ZM184 253V252H183ZM229 253V252H228ZM112 254H114V253H112ZM111 254V255H112ZM196 254V253H195ZM199 254H200V251H199ZM211 254V253H210ZM111 255H109V253H108V256H111ZM184 255V254H183ZM188 255V254H187ZM208 255V254H207ZM39 256V255H38ZM108 256H106V258L108 257ZM113 256V255H112ZM193 257V256H192ZM113 258V257H112ZM191 258V257H190ZM109 259H110V257H109ZM109 259H108V261H109ZM100 260V259H99ZM107 260V259H106ZM98 261V260H97ZM247 261V260H246ZM103 262V261H102ZM105 262H107V261H105ZM191 261H189V263H190ZM104 263V262H103ZM194 263V262H193ZM192 263V264H193ZM211 263V262H210ZM231 264V263H230ZM244 264V263H243Z\"/></svg>",
	"mask_w": 264,
	"mask_h": 264
},
{
	"label": "snow or ice",
	"instance_id": "3",
	"mask_svg": "<svg viewBox=\"0 0 264 264\" xmlns=\"http://www.w3.org/2000/svg\"><path fill=\"white\" fill-rule=\"evenodd\" d=\"M4 7H11V5H4ZM17 264H32V262L26 260H20L17 262Z\"/></svg>",
	"mask_w": 264,
	"mask_h": 264
}]
</instances>
